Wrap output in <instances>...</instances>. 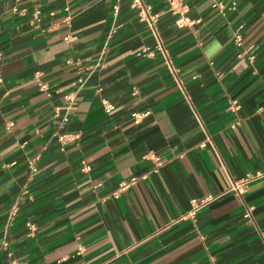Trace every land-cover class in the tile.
<instances>
[{"label":"crops","instance_id":"obj_1","mask_svg":"<svg viewBox=\"0 0 264 264\" xmlns=\"http://www.w3.org/2000/svg\"><path fill=\"white\" fill-rule=\"evenodd\" d=\"M217 1L144 0L166 61L128 0H0V264H264V0Z\"/></svg>","mask_w":264,"mask_h":264},{"label":"built area","instance_id":"obj_2","mask_svg":"<svg viewBox=\"0 0 264 264\" xmlns=\"http://www.w3.org/2000/svg\"><path fill=\"white\" fill-rule=\"evenodd\" d=\"M14 1L19 2L20 0H14ZM186 1L187 0H165L166 4L168 6L169 12L171 14L177 16L175 23L179 28L188 25V19L186 18L188 7L186 5ZM128 3H129V7L135 11L136 16L138 18V21L141 23H144L146 25L147 29L149 30V32L153 35V37L156 40L155 48L163 53L164 58L167 61V58H166L167 55L164 51V48L162 46L161 40H160L158 32H157L156 23H157L158 16L152 12V7L148 4H146L144 2V0H128ZM211 7L212 8H219L222 10L224 8V4H222L221 2H219L217 0H211ZM117 10H118V6L114 5L113 6L114 14L117 13ZM241 31H242L241 25L236 27L233 31V45H234V47H240L241 46V42H242ZM137 55L146 56V57H153V51H151L148 48H142L137 53ZM67 63H71L70 58L67 59ZM168 65H169V63H168ZM79 83H80V85H82L84 83V79L79 80ZM38 85H39L40 90L47 91L46 84L39 82ZM229 107L232 111H237L239 109V104L236 101H231ZM142 116L143 115L137 114V115H135V118L140 119ZM204 146H205V143L201 145V147H204ZM150 159H153L157 163L156 165L160 166L159 160L156 157L151 156ZM31 168H33V170H35L34 165L33 166L31 165ZM81 170L83 172H89L90 167L88 165H84L81 168ZM136 181H137L136 178H132L130 180V183H126V184L124 183V184H122V186L120 188L125 189L130 184H134ZM246 182L243 181V182L233 183L230 187V190L237 192L239 195H241L244 192L243 186L246 184ZM215 198H216L215 196L208 195L207 197H205L203 199L193 200L191 203L192 211L190 212L189 215H193L197 210L201 209L202 207L208 205L210 202L214 201ZM17 212H18V207L16 204H13L9 208V211L7 214L9 222L12 221L16 217ZM251 212H252V208L247 206L246 211H245V215H244L245 219L251 220V218H252ZM26 229H27V235L31 236L36 232L37 227L33 223H27ZM7 246H8V243L4 241L2 243V248L6 249Z\"/></svg>","mask_w":264,"mask_h":264}]
</instances>
